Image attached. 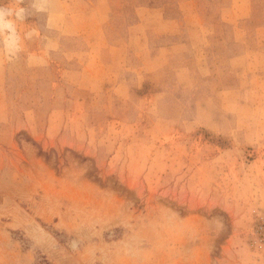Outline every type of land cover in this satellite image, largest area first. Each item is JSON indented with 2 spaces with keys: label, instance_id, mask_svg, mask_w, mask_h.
<instances>
[{
  "label": "rangeland",
  "instance_id": "374dc122",
  "mask_svg": "<svg viewBox=\"0 0 264 264\" xmlns=\"http://www.w3.org/2000/svg\"><path fill=\"white\" fill-rule=\"evenodd\" d=\"M19 2L0 264H264V0Z\"/></svg>",
  "mask_w": 264,
  "mask_h": 264
},
{
  "label": "clouds",
  "instance_id": "9594fccd",
  "mask_svg": "<svg viewBox=\"0 0 264 264\" xmlns=\"http://www.w3.org/2000/svg\"><path fill=\"white\" fill-rule=\"evenodd\" d=\"M36 7L42 10L44 5L38 4ZM25 17L26 11L19 0L7 5L0 0V60L11 59L23 49L25 37L21 35L20 25Z\"/></svg>",
  "mask_w": 264,
  "mask_h": 264
}]
</instances>
